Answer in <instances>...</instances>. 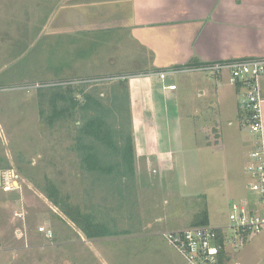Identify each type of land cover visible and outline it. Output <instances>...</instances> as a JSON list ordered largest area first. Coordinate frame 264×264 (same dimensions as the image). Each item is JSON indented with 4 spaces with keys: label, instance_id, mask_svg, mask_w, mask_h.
<instances>
[{
    "label": "rangeland",
    "instance_id": "1",
    "mask_svg": "<svg viewBox=\"0 0 264 264\" xmlns=\"http://www.w3.org/2000/svg\"><path fill=\"white\" fill-rule=\"evenodd\" d=\"M184 1L0 0V171L15 175L9 189L7 177L0 180V263L78 264L83 253V263L109 264L114 257L116 264H130V241L119 237L134 232V226L138 230L135 214H147L151 230H181L191 227L207 201L210 225L221 224L227 237L234 233L229 214L232 204L248 193L247 142L253 136L246 125V88L237 103L234 97V104L217 108L210 96L198 95L200 83H190L196 73L178 74L184 96L167 104L166 115L159 109L158 131L164 138L180 140L184 157L175 171L155 169L150 174L136 169L134 192L121 204L116 194L105 201L103 189L95 187L89 193L92 182L81 166L75 122L58 119L50 125L38 104L39 88L56 80L120 71L130 76L129 72L173 61L184 37L198 40L200 29L213 21L207 12L200 13L204 8L198 4L185 9ZM152 37L159 48L150 45ZM192 50L197 57L196 47ZM226 84L228 90L233 87ZM49 182L70 203L86 212L94 208L99 220L121 212V220L110 226L123 228L118 239L109 242L112 247L87 241L43 192ZM225 246L227 253H238L235 242ZM103 247L106 252L114 247L112 255Z\"/></svg>",
    "mask_w": 264,
    "mask_h": 264
},
{
    "label": "crops",
    "instance_id": "2",
    "mask_svg": "<svg viewBox=\"0 0 264 264\" xmlns=\"http://www.w3.org/2000/svg\"><path fill=\"white\" fill-rule=\"evenodd\" d=\"M186 1H184L183 5L185 9H190L193 4H198V6L204 8L200 13L207 12L211 15V18H213V21L207 28L200 29V34H197L200 35V38L195 40V37H184L183 45L179 49V54L175 55V59L168 64L155 66L153 64L146 69L141 68L140 70L129 72L131 74L129 76V85L133 116L136 169H145L150 174H152L155 169L162 172L175 171L179 166L178 160L184 157V151L180 144V140L176 141L168 137L164 138L159 135L158 131V129L161 128V125H158L159 109L165 111L166 115L168 108L167 104H169V102L176 103L184 96L185 89L182 88L181 83L176 80L178 74L196 73L195 76H192L190 83L193 85H198V83H200L201 86L199 87L198 95L210 96L209 101L217 108H220V105L223 103L234 104L232 103L234 97H236L234 101L237 103L239 94L245 90V87L241 83L232 81L227 72H223L217 76H209L199 71H180L176 73H167L164 79L160 77L159 72L185 67L189 63L196 64L235 58L264 57V0ZM134 8L136 7L134 6ZM139 14L143 15V12ZM137 24L139 23L137 22ZM136 27H138V25ZM150 45L154 48H159L160 46L156 37L150 38ZM193 46L196 47V51L199 54L197 57H193L196 56L194 53L195 50H192ZM120 72L119 74H127L126 71ZM226 81L233 86L229 90L227 89ZM171 84H176V88L170 89L169 85ZM261 87L263 98L261 103V114L264 134V74L261 78ZM246 125H249L247 121ZM204 129L208 131L206 127H204ZM206 138V140L209 139V137ZM253 138L254 137L251 135L247 142L250 148L249 154L254 145ZM204 143L208 144L206 141H204ZM2 173L3 172L0 171L1 182ZM250 179L248 174L245 181V188L248 192L247 195L236 200L234 203L244 200L253 201V198H255L254 194L251 193L247 187ZM142 205L143 203L139 205V207H142ZM206 206L210 222L211 210L208 201ZM142 209L143 207L141 210ZM138 211L140 210L138 209ZM257 211L261 212L264 210H262L260 206H257ZM120 213V211L114 212L112 213L113 216L108 213V218H106V220H108V224L110 221L109 227L112 224H117L118 219L121 220ZM110 215L112 216L111 218ZM135 215L138 220V230L134 229V226V232L122 233L124 235L119 237L120 239L124 238L130 241L131 247L129 251L133 255L131 254L130 260L127 259L128 263L189 264L161 235L163 231L151 230L153 224L148 219L147 214H145L144 217L143 211H141L139 214L137 213ZM142 218H145V220H142ZM159 220L162 221L163 219ZM141 222H146V226H142ZM213 226L221 227L222 225L216 224ZM114 227L115 226L111 227L113 231L123 229ZM87 238L88 242H96L99 247L102 248L104 242H107L108 245L112 247L109 242L117 238V235ZM237 246L235 245L233 247V249L238 252L235 256H233L231 252L227 253L225 246L222 252L224 255L222 264H264V229L257 234L244 237L242 241L238 242ZM110 247V250H107V252L105 251L107 247H103L102 249L106 254H109V256H111L112 251H114V247ZM82 256V263L78 264H90L83 263L86 259H84L83 253ZM109 262V264H116L114 257L113 259L110 258ZM70 264L75 263L72 262Z\"/></svg>",
    "mask_w": 264,
    "mask_h": 264
},
{
    "label": "trees",
    "instance_id": "3",
    "mask_svg": "<svg viewBox=\"0 0 264 264\" xmlns=\"http://www.w3.org/2000/svg\"><path fill=\"white\" fill-rule=\"evenodd\" d=\"M38 95L40 113L50 125L58 119L75 122L81 166L92 182L89 193L95 187L103 189L105 201L114 199L116 194L122 199L119 204L124 197L131 196L135 189L136 157L129 79L43 86ZM109 190L113 194L107 193ZM43 192L87 237L121 233L110 229L108 220L97 219L94 208L86 212L80 205L70 203L54 184L49 182ZM204 225H209L207 208L196 214L191 226Z\"/></svg>",
    "mask_w": 264,
    "mask_h": 264
},
{
    "label": "built area",
    "instance_id": "4",
    "mask_svg": "<svg viewBox=\"0 0 264 264\" xmlns=\"http://www.w3.org/2000/svg\"><path fill=\"white\" fill-rule=\"evenodd\" d=\"M180 71H199L209 76H217L227 72L234 82L241 83L246 88V110L248 123L254 136L253 147L250 151L247 173L250 182L247 187L254 194L253 201L244 200L234 203L230 214V226L233 234L227 237L222 227L211 225L191 226L181 230L163 231L161 235L171 244L189 264H222L223 250L227 242L233 241L238 245L244 237L257 234L264 229V211L258 212L257 206L264 210V134L263 119L261 114L262 87L261 78L264 74V57H245L204 62L173 68L159 72L161 78L167 73ZM129 78L128 74H114L106 76L79 77L48 84L76 85L83 83H102ZM33 87H40L39 84ZM175 89L176 84L169 85ZM3 175L6 178L5 189L14 180V172ZM44 229V228H43ZM238 247V246H237Z\"/></svg>",
    "mask_w": 264,
    "mask_h": 264
}]
</instances>
